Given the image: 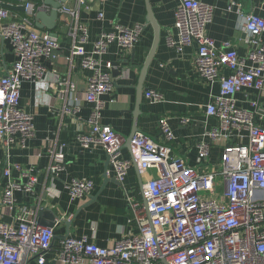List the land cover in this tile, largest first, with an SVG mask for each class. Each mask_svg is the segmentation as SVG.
I'll return each mask as SVG.
<instances>
[{
  "label": "built area",
  "instance_id": "2783aa9c",
  "mask_svg": "<svg viewBox=\"0 0 264 264\" xmlns=\"http://www.w3.org/2000/svg\"><path fill=\"white\" fill-rule=\"evenodd\" d=\"M73 1V8L61 9L73 20V44L68 59L80 56L82 68L94 72L84 97L94 105L88 120L90 131L79 135L76 142L84 149L102 147L121 184L134 163L140 172L153 169L158 175L143 185L147 206L131 204L136 212L137 232L127 234L111 247L98 246L87 236L67 237L55 251V264H264V110L260 103L264 99V18L253 12L245 14L241 5H236L249 48L247 56L241 58L230 43L218 46L206 35L214 6L182 0L176 11L178 40L171 39V45L180 53L184 46L196 44L197 73L220 86V93L206 109L208 116L217 118L218 128L207 134L211 142L199 145L198 157L199 162L206 161L213 143H221L224 149L220 170L199 172L174 153L171 145L175 135L167 117L159 123L162 142L139 133L131 142L130 158L122 157L126 139L102 123V96L112 90L111 71L115 68L113 62L103 64L102 57L113 45L124 52L132 51L141 39L143 26H117L114 32L101 34L90 54L86 51L88 27L80 20L82 10L89 8L88 0ZM43 2L0 0V40L9 45L16 58L12 68L0 75V144L5 148H26L35 136L34 117L20 104L22 87L25 82L43 80L47 63L61 56L58 41L39 31L32 20L36 13L45 10ZM3 3L23 6L25 16L13 20L12 12L2 7ZM103 18L100 13L99 19ZM103 67L108 71L104 72ZM52 87L61 97L75 89L68 80L58 81ZM247 92L258 96L248 100L249 109L239 106L237 100L241 93L248 97ZM146 98L153 103L164 100L163 94L155 90L147 91ZM79 111L75 101L67 103L63 114ZM180 121L183 126L190 123L187 118ZM63 169V162L53 156L46 175L54 180ZM13 170L27 181H12ZM3 176L7 185L2 206L10 214L15 208L16 193H32L38 178L14 163L7 164ZM65 189L70 203L75 204L90 197L94 183L73 180ZM73 217L71 214L48 227L24 207L17 225L0 222V264H47L56 227Z\"/></svg>",
  "mask_w": 264,
  "mask_h": 264
},
{
  "label": "crops",
  "instance_id": "0c3cea01",
  "mask_svg": "<svg viewBox=\"0 0 264 264\" xmlns=\"http://www.w3.org/2000/svg\"><path fill=\"white\" fill-rule=\"evenodd\" d=\"M148 1L158 25L157 41L155 29L147 21L146 0H88L89 8L80 13L81 22L88 27L86 51L90 54L94 42L101 34L114 32L117 26H143L141 39L132 51L124 52L113 45L102 57L103 64L110 61L115 65L111 71L112 90L102 96V123L111 126L126 140L138 129L136 135L142 133L162 142L163 135L159 123L162 118L167 117L175 135L171 145L174 153L199 172L219 171L224 149L221 143H213L206 161L201 163L198 157L199 145L211 142L207 134L218 128L217 118L208 116L206 109L212 99L220 93V86L217 82H207L197 73L196 44L184 46L180 53L171 45V39L178 40L176 11L182 0ZM197 1L214 6L213 19L206 27V35L218 46L230 43L239 57L245 58L249 51L245 43L247 36L240 27L236 5H241L245 14L253 12L264 18V0ZM43 4L45 10L41 12L48 14L53 10V6H61L60 18L52 32L36 27L50 35L56 34V37H53L58 41L61 56L56 61L47 63L43 80L25 82L22 87L20 104L34 117L35 136L28 141L26 148H5L0 144V222L17 225L24 207H27L38 221L41 220L40 224L44 226L55 224L72 214L74 217L71 221H61L56 227L57 237L87 236L90 242L98 246L111 247L127 234L137 232L136 212L131 204L137 202L144 206L141 186L157 177L158 173L153 169L140 172L138 167L133 165L121 184L117 181L116 172L102 147L84 149L77 144V137L90 131L88 120L94 105L86 102L84 97L87 83L94 72L82 68V57L68 59L73 44V20L71 16L61 13V9L63 6L73 8L75 2L67 0L61 3L59 0H53V4L49 5L44 0ZM11 12L13 20H20L25 16V11L22 10ZM100 13L104 14L103 19H99ZM32 20L36 26V16H33ZM262 41L264 42V35ZM149 57L150 61L141 79ZM15 60L9 45L0 40V75L11 69ZM120 69L122 72L118 74ZM103 71L108 70L103 67ZM63 80H68L75 89L61 97L52 86ZM149 90L162 93L163 102L153 103L147 99L146 92ZM247 95L248 97L244 93L237 95L239 106L245 109L250 108L249 99L258 97L253 92H247ZM75 101L80 106V111L74 115L63 114L67 103ZM260 103L264 110V99H261ZM181 118L189 119L190 123L183 126ZM231 141L234 143L233 139ZM51 150L54 151L53 154ZM121 154L123 158H130L126 144L122 147ZM53 156L63 162L64 169L51 180L48 179L46 170ZM9 163L19 164L24 171H29L38 178L32 193H16L15 208L10 214L2 206L7 185L3 169ZM11 180L18 183L27 181L16 170L12 171ZM73 180H90L94 183V190L89 198L75 204L70 203L65 186ZM43 209L56 214L58 218L52 221L50 217L39 216V211ZM60 242L61 240L54 242L52 250L47 254V264H55V251Z\"/></svg>",
  "mask_w": 264,
  "mask_h": 264
},
{
  "label": "water",
  "instance_id": "95a60500",
  "mask_svg": "<svg viewBox=\"0 0 264 264\" xmlns=\"http://www.w3.org/2000/svg\"><path fill=\"white\" fill-rule=\"evenodd\" d=\"M61 3H64L66 2L67 0H59ZM46 3L49 4V5H52L53 4V0H46ZM2 7L6 8V9H9L10 11H17V10H22L24 11V7L23 6H15V5H10L8 3H3L2 4ZM60 4H58V6H53V10L48 14V13H42V12H38L35 14L36 16V19H37V24H36V27L38 29H47L49 31H53L57 25V22L60 18V15H59V9H60ZM146 8H147V12H148V16H147V21L154 27L155 29V34H156V41H157V38H158V34H159V30H158V25L156 24L155 20H154V17H153V14H152V11H151V7H150V4H149V1L146 0ZM51 36H54L56 37V34H51ZM150 61V57L147 59V62L144 66V69H143V72L141 74V79L143 78V75L145 73V69L147 68V64L149 63ZM118 66H120L121 64H117ZM115 66V65H114ZM122 72V69L118 70V74H121ZM135 133L132 134V136L126 140V145H127V148L130 152V155H131V142L133 140V138L135 137L136 133L138 132V129H135L134 130ZM110 162V160H109ZM135 166V168L138 167V165L136 163L133 164ZM139 169V167H138ZM142 185V184H141ZM143 188V185L141 186ZM144 205H146V202H145V199H144ZM33 210H36V208H33ZM39 216H47V217H50L52 221H54L56 218H58V216H56V214L48 211V210H40L39 211ZM39 223H41V220H39ZM68 225H70L68 223ZM48 227H54V223H51L48 225ZM68 236H65V237H55L54 238V242L56 240H63L65 238H67Z\"/></svg>",
  "mask_w": 264,
  "mask_h": 264
},
{
  "label": "rangeland",
  "instance_id": "374dc122",
  "mask_svg": "<svg viewBox=\"0 0 264 264\" xmlns=\"http://www.w3.org/2000/svg\"><path fill=\"white\" fill-rule=\"evenodd\" d=\"M219 192V191H218Z\"/></svg>",
  "mask_w": 264,
  "mask_h": 264
}]
</instances>
